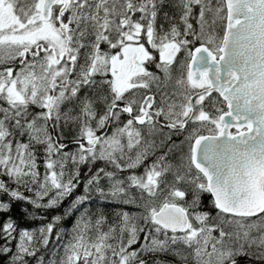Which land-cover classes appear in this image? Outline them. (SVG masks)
I'll list each match as a JSON object with an SVG mask.
<instances>
[{"label":"snow or ice","instance_id":"6c2138e0","mask_svg":"<svg viewBox=\"0 0 264 264\" xmlns=\"http://www.w3.org/2000/svg\"><path fill=\"white\" fill-rule=\"evenodd\" d=\"M68 199L8 264H264V0H0V212Z\"/></svg>","mask_w":264,"mask_h":264},{"label":"trees","instance_id":"16d2710c","mask_svg":"<svg viewBox=\"0 0 264 264\" xmlns=\"http://www.w3.org/2000/svg\"><path fill=\"white\" fill-rule=\"evenodd\" d=\"M41 159L42 158L38 157V161L40 163H41ZM3 178L6 179V177H3ZM63 206H64V204L62 205V207ZM25 208H27L29 212H33L34 215H31V216L27 215L23 211ZM61 210L59 212H50V210H45V209L33 210L31 205H26L23 202L14 203L12 210L7 215L3 212H0V224H2L8 218V216H11L12 219L17 222L18 230H19V228L34 229V228H37L43 221L50 219L51 215H57V214L63 215V212ZM116 211L119 212L121 210H120V208H117ZM44 216H47V218L42 220L41 217H44ZM71 218H72V216H69L67 218L64 217L61 224L68 226L71 222ZM109 224H111V223H109ZM4 243H5V240L3 238V235L0 234V246H2ZM14 244H15V241L12 242L13 246H14ZM169 260L172 262V264H175L174 258L169 257ZM0 264H8V257L4 256V255H0ZM30 264H31V261H30Z\"/></svg>","mask_w":264,"mask_h":264},{"label":"rangeland","instance_id":"374dc122","mask_svg":"<svg viewBox=\"0 0 264 264\" xmlns=\"http://www.w3.org/2000/svg\"><path fill=\"white\" fill-rule=\"evenodd\" d=\"M37 162L40 163L39 161H37ZM40 171H41V173H43V167H42V165H41V169H40ZM82 192H83V188H82V185H81V186L79 187V191L76 192V195H80V194H82ZM72 198H74V197H72ZM69 203H70V199L66 200L65 203H63L64 206L61 208V209H62V210H61L62 212H63L64 208H66V207L68 206ZM85 207L89 208V209H90V212H94V206H93L92 204L89 205V204H87V202H86ZM134 207H135V206L133 205L132 210H129V212H137L138 209H137V208H134ZM81 211H83V209H81ZM69 216H72L70 224H69L68 226H66V225H62V224H61V222H62V220H63V219H62V220L59 222L60 224L57 226V229H56V230H62V232H63V240H62L61 242H59V244L57 245L56 248L53 247V244H52V242L50 241L48 248H47L46 250H43V253H42V254H43L44 257H45L46 264H47V261H48V260H58L60 257L63 256V248H62L61 245H62L63 243H67V241L71 238L72 228H73L74 224L76 223V218L79 216V213L65 215L64 217L67 218V217H69ZM44 217L47 218V216H44ZM50 219H51V218H50ZM50 219L45 220V221H43L42 223H46V222H48ZM42 223H41V224H42ZM41 224H40L38 227H40ZM38 227H37V228H38ZM104 230H106V228H105ZM54 231H55V230H54ZM141 239H142V234H141ZM31 264H35V261H31ZM242 264H243V262H242Z\"/></svg>","mask_w":264,"mask_h":264},{"label":"flooded vegetation","instance_id":"af4514ba","mask_svg":"<svg viewBox=\"0 0 264 264\" xmlns=\"http://www.w3.org/2000/svg\"><path fill=\"white\" fill-rule=\"evenodd\" d=\"M99 134V133H98ZM173 139L174 140H177L178 138L176 136H173ZM179 139H182V137H179ZM67 142V141H66ZM70 147L72 148V150H75V146L74 145H70ZM97 167H104V163L103 162H97ZM108 170H111V167L109 166ZM135 171V173L137 175L141 174L143 172V166H139L137 169L133 170ZM83 172H87V169H83ZM132 174L131 171L129 170H126L123 175H130ZM79 191V189H78ZM77 191V192H78ZM202 201L204 203L205 206L208 205V202H209V197H204L202 198ZM87 204L89 205H93L94 206V212L97 210V209H101L103 210L104 214L106 215V217L108 218V223H113L115 222V214L118 213L116 211L117 208H120L121 211H128L129 210H132L133 208V205H123L121 204L119 201H113V200H101L99 198L98 195H95V194H92L90 196V200L87 202ZM136 208V207H134ZM119 211V212H121Z\"/></svg>","mask_w":264,"mask_h":264}]
</instances>
